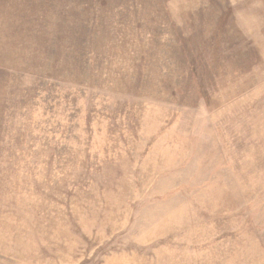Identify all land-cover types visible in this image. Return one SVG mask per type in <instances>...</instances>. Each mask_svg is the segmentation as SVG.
<instances>
[{
    "label": "rangeland",
    "instance_id": "374dc122",
    "mask_svg": "<svg viewBox=\"0 0 264 264\" xmlns=\"http://www.w3.org/2000/svg\"><path fill=\"white\" fill-rule=\"evenodd\" d=\"M264 0H0V264H264Z\"/></svg>",
    "mask_w": 264,
    "mask_h": 264
},
{
    "label": "crops",
    "instance_id": "0c3cea01",
    "mask_svg": "<svg viewBox=\"0 0 264 264\" xmlns=\"http://www.w3.org/2000/svg\"><path fill=\"white\" fill-rule=\"evenodd\" d=\"M263 6H264V4H263Z\"/></svg>",
    "mask_w": 264,
    "mask_h": 264
}]
</instances>
